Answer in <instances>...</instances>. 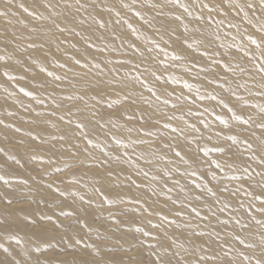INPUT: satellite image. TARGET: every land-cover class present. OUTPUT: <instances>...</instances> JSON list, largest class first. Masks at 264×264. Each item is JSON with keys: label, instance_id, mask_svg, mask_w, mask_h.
I'll return each instance as SVG.
<instances>
[{"label": "bare ground", "instance_id": "1", "mask_svg": "<svg viewBox=\"0 0 264 264\" xmlns=\"http://www.w3.org/2000/svg\"><path fill=\"white\" fill-rule=\"evenodd\" d=\"M162 1L142 0L137 3L133 0H81L89 5L87 10L77 12L74 6L71 13L66 12L63 6L45 8L49 3L54 6L61 5V0H12L10 4L7 0L0 1V10L9 12L8 16H3L4 19L0 16V41H4L0 43V54L4 53L13 59L11 64L19 68L17 73H25L23 78L27 84L20 83L19 89L31 93V96L27 94L28 99L19 96L18 100L15 97L16 101L15 98L10 100L15 94L11 90L12 84H8L10 80H7L5 73H0V92L5 93L6 100L12 101L6 103L0 99V138L8 145L5 146L7 160L6 157H0V175L4 177L2 181L15 177V173L8 168L15 161L21 163L25 159L41 158V169L45 173L64 167V164L68 165L65 167L68 172L61 177L56 174L53 178L52 173V179H46L49 183L44 185L43 181L40 182L35 177L36 173L32 172L36 174L32 177H35L33 181L38 182L36 185L42 189L45 195L43 197H49L50 201L61 200L62 204L60 201L59 203L63 211L72 212L74 220L76 219V224L71 223L72 226L75 224L73 229L70 228L72 232L69 229L66 232L65 228L68 226L65 227L62 222L65 219L59 220L53 213L54 210H51L53 208H49L51 204L48 205L44 198L30 199V203L23 202L25 205L19 204L18 198L14 199L18 200L19 205H9L8 202L0 204V247L4 251H0V264H146L147 262L139 259L148 254H151L150 264L156 261V254L165 258L171 257L174 264L176 261H181V264H194L198 257L213 254L218 259L207 260L203 264H220V258L232 260L233 257L235 260H232V264H248L239 253L251 257V264H255L257 259H264V246L260 243V236L264 235V224L257 223L264 221V213L258 211L264 204L261 199H254L261 192L259 177L255 174L264 171V164L260 163L264 159V152L259 150V145L264 143V131L257 127L264 121V115L259 108L264 105V95L256 94L261 91L258 87L261 77L253 67L254 64L259 65L264 61L260 58L261 48L255 45L256 50H252V43L248 41L249 35L257 40L264 37V32L259 31L260 25L264 23V15L259 7L252 11L245 7L244 11H239L235 7L237 0H232L231 4L229 0H180V3L189 6L191 15L176 4L163 6ZM166 1L163 3L171 4ZM68 2L73 3V0ZM209 3L216 6V11L211 13L214 17L211 24L207 22L208 9L203 7ZM238 3L245 4V0H238ZM255 3L258 5L259 0H255ZM20 4L28 9L35 7V16L39 20L30 15L33 8L25 12L19 7ZM124 4L130 7L124 8ZM109 8L113 10L109 12ZM54 11L61 15H51ZM245 11L248 12L247 19L244 17ZM137 12L141 15H137ZM158 13H165L171 21L165 15H162L165 16L162 19L159 15L157 17ZM200 15L205 19L198 21L197 17ZM178 16L182 19H176ZM80 19H84L85 23L79 24ZM35 20L40 23H35ZM41 20L45 23H41ZM53 20L60 27L67 26L69 30L61 33ZM70 20L74 23H69ZM216 20H222L223 23L217 25ZM101 22L104 23V28L99 27ZM129 24L137 31L133 32L128 27ZM222 25L225 27L222 28ZM73 27L75 32L72 31ZM76 32L81 35H76ZM113 34L120 39H114ZM89 36L95 41L96 48H87L84 38ZM100 36L104 39H97ZM33 44L36 46L32 47ZM130 44H135L139 51L129 47ZM106 45L110 46L108 51L97 50ZM229 50L233 51L232 55ZM72 57L80 59L81 63L76 64ZM108 59H129L131 63L123 66L107 64ZM85 63L88 64L87 67L83 66ZM94 63H99L101 67H93ZM59 64L65 67L64 71L59 70ZM33 68L37 74L30 77L27 74ZM112 68L117 71H109ZM70 69H75L72 76L76 77L75 84L79 83L82 89L77 88V93H69L71 96L68 97H72L69 100L66 88L64 90V86L55 84L50 76L61 78L66 75L70 80L71 72L67 74ZM153 72L155 76L152 75ZM113 76L117 77V81L108 84ZM156 77L160 79L157 80ZM100 81L104 83L100 84ZM141 81L146 83L142 84ZM33 82H44L43 86L52 83L53 90L61 92L60 94L65 93L62 94L64 99L69 100L65 107L76 104V115L73 116L65 107L62 111L58 109L59 112L55 110L54 117L48 118V109L47 115L44 111L40 112L32 103L31 97L37 93L38 96L46 98L48 94H42L40 86L35 89L30 84ZM245 83L247 88L238 87V84ZM49 85L47 86L50 87ZM186 85H191V88ZM149 88L153 92H149ZM190 93L193 95H189ZM80 96H84L83 101L78 99ZM213 96L216 99H212ZM221 100L237 115L245 118L252 116V123L246 125L236 121L232 112L220 104ZM106 102L114 105V109L108 113L100 109ZM173 105L176 107L173 108ZM24 106H29L34 112L26 115L22 109ZM6 114L12 115L13 118L10 119L14 123L7 122ZM132 114L134 119L128 121L127 116ZM169 116L173 117L171 121L167 119ZM217 117L226 120L227 125L221 123ZM8 123L12 124L10 129L4 127ZM165 123H170L171 127L165 129ZM80 124H83L82 128L78 127ZM191 125H195V128ZM129 128L132 129L131 132L128 131ZM141 128L151 131L153 135H145L140 131ZM172 128L182 129V134L173 132ZM22 133L25 137L20 136ZM60 136H64V139H60ZM228 136H236L239 142H233ZM245 139L252 144V149L244 143ZM139 140L147 141L148 144L139 143ZM165 144L170 146L165 147ZM226 144H229L227 146L230 150L223 153V157L217 156L216 159L212 156L214 161L221 164H232L231 168L225 166L221 171L215 167L214 161L208 162L207 159L210 158L208 155L212 150ZM176 151L181 152L182 158L175 155ZM233 153L237 154V158H234ZM253 155L256 159H250ZM64 158L69 162L60 164ZM208 168L215 169L207 172ZM245 168L255 179L247 178ZM19 170L16 172L18 177L21 174L18 173ZM23 174L26 173L22 172V176ZM219 176L232 180L220 182ZM210 179L217 182L212 181L213 186L208 187ZM2 183L0 182V199L6 202L14 196V190L8 189V184H5L8 189L5 190ZM225 186L228 192L221 191ZM237 188L241 191L231 195ZM208 189L215 191L216 196H212ZM246 192L253 194L246 195ZM201 194L203 198L196 200L195 197ZM40 201L45 203L44 207L40 206L44 208L41 211L38 208ZM186 204L197 207L201 216H208V220L196 217L190 208L184 207ZM87 207L92 211L88 212ZM114 207H120L117 209H122L129 218L125 216L124 220L116 219L113 223H108L106 218L110 219V216L105 218V214L108 216L107 212L113 211L111 208ZM221 208L224 210L220 211ZM180 211L183 215L178 216L177 212ZM212 212L216 213L215 217L211 215ZM111 214L114 216V212ZM122 214L120 215L124 217L123 212ZM50 216L58 219L30 225L33 219L41 222L43 217ZM164 216H167V220L162 219ZM94 217L100 220L98 225L97 221L94 225ZM236 218L240 219L241 224L249 223L246 232L235 223ZM222 220H227L228 223L221 224L219 221ZM185 223L191 227H184ZM154 225L160 227L154 228ZM213 229L219 232V239L216 236H195V232ZM125 230L136 231V240L141 235L148 244H140L145 246L143 248H138L135 244L133 246L139 250L133 248L135 251H131L135 240ZM92 235L96 237V241L90 240ZM236 235L245 243L235 240ZM154 237H159V240ZM106 239L112 242H106ZM173 240H176V244L172 243ZM89 243H92V247ZM249 243L256 246L246 247ZM73 244L76 245L72 246ZM152 244L157 245L154 250L149 246ZM220 244H225L224 251L229 247L233 251L226 257L223 256ZM47 245L52 246L49 249H56L55 252L51 250L49 253L52 254L41 256L36 251L37 248ZM93 246L103 249V254L94 257L95 254L91 252ZM110 247H119L122 252L116 248L119 252L110 255L114 252H106L110 251Z\"/></svg>", "mask_w": 264, "mask_h": 264}, {"label": "rangeland", "instance_id": "2", "mask_svg": "<svg viewBox=\"0 0 264 264\" xmlns=\"http://www.w3.org/2000/svg\"><path fill=\"white\" fill-rule=\"evenodd\" d=\"M0 1H2V0H0ZM134 1V0H133ZM135 1H137V3H140V1L142 2V0H135ZM162 1V0H161ZM163 2H165V0L164 1H162V4H163V6L164 5H169V6H172V4L173 3H171V4H167V3H163ZM166 2H168V0L166 1ZM170 3V2H169ZM174 5V4H173ZM30 8H33V9H31L30 11L31 12H35V7H29V9ZM174 8H176V7H174ZM178 9V8H177ZM33 10V11H32ZM89 12H90V10H89ZM160 16V18L162 19V17H165L166 15H165V13L163 14V13H158L157 14V17H159ZM162 15H165V16H162ZM3 19H4V17H6V16H1ZM35 19L36 18H38L37 16H33ZM129 19L131 18V17H128ZM166 18L168 19V20H170L169 19V16H166ZM37 20H39V18L37 19ZM37 20H35V23L37 22V23H40V21H37ZM171 21V20H170ZM45 23L43 20H41V23ZM223 27H225V26H223L222 25V28ZM221 28V29H222ZM182 40V39H181ZM181 40H179V42L181 41ZM186 40V39H185ZM249 41V40H248ZM1 42H3L4 43V41L3 40H1L0 41V43ZM250 42V41H249ZM255 45L254 44H252L251 45V47H252V50H256V46L254 47ZM28 48V47H27ZM30 48V47H29ZM253 48H255V49H253ZM233 50V49H232ZM228 51L229 52V54L230 55H232L233 54V51ZM234 59V58H233ZM0 70L2 69L1 67H3V70H1L0 71V73L1 72H3V73H6L7 71V75H6V77H7V80H10V81H8L7 83L9 84V85H11L12 86V88L13 87H15V89H12L11 88V90H12V92H14L15 94L14 95H12L13 96V98L12 99H10V100H12L13 101V99L16 97H18L17 98V100L19 99V96H21L22 98H24V99H28L29 97L27 96V94H26V92H24V91H21V89H19L20 87H19V85H20V83H24V84H27L26 83V80L24 79L25 78V73H24V75H22L21 73H17V71H18V67H16V65H12L11 63H12V61H13V59H11V58H9V57H7V56H5L4 55V53L3 54H0ZM4 62V63H3ZM10 63V64H8V63ZM4 64V65H3ZM3 65V66H2ZM7 66H10V68L9 67H7ZM61 66V64H59L58 65V68H61V69H59V70H65V67L63 66V67H60ZM8 68V70L6 71V69ZM57 68V67H56ZM33 71H30V72H28L29 74L30 73H33V74H27L28 76H30V77H35L36 76V72L34 71V68L32 69ZM63 70V71H64ZM74 70L75 69H70L69 71H68V73L67 74H69L70 72V77L72 78V79H68V77L66 76V75H63L62 77H61V79H57V76H50V79H52V80H54V83L55 84H57V85H60V86H64V90H65V88H66V92H67V97L68 96H71V94H69V93H77V91L78 90H76L77 88L78 89H82V88H80V84L79 83H77V84H75L76 82H77V79H76V77L75 76H72L73 74L72 73H74L75 74V72H74ZM6 71V72H5ZM15 73V74H14ZM16 73H17V75H16ZM36 73V74H35ZM12 76H14V77H17V79H10L9 77H12ZM66 76V77H65ZM20 77H22V78H20ZM24 77V78H23ZM53 77H55V78H53ZM64 77V78H63ZM74 79H76L75 81H74ZM24 80V81H23ZM58 80V81H57ZM68 80V81H67ZM64 81V82H63ZM29 82H30V80H29ZM61 83V84H59V83ZM66 82H68L67 83V85L65 84ZM37 82H33V83H30L31 85H33V87L35 88V89H39V86H40V91L42 92V94L45 92V93H47L48 94V96L46 97V98H42V97H40V96H38L37 95V93L35 94V95H32V97H31V101H32V103L33 104H35L34 106H35V108H37L40 112H42L43 113V111L45 112V114L47 115V113L48 112H46L47 111V109L49 110V112H50V114L48 113V118L49 117H54L55 115L53 114V113H56V112H59L60 110H58V109H61V111L62 110H64L65 108L67 109V111L69 112V113H71L73 116L74 115H76V108H77V106H76V104H73L72 106L70 105V106H67V107H71V109L70 108H67V107H65V105H66V101H69V100H67V99H64L65 97L62 95V94H65V93H62V94H60L59 93V91H56V90H53V88H52V83H47L46 84V86H43V85H45L44 84V82H42V83H39V84H36ZM65 85H64V84ZM70 83L71 84H74V85H72V86H75V88L74 87H72L71 85H70ZM49 84H51V85H49ZM14 85V86H13ZM47 85H49L50 87H48ZM37 86V87H36ZM71 87V88H68V87ZM0 88H2L1 87V85H0ZM68 88V89H67ZM13 90H15V91H13ZM50 90H51V92H50ZM18 94H17V93ZM24 93H25V95H24ZM189 93V92H188ZM5 94V93H4ZM4 94L3 93H1L0 92V97H2V98H0L1 100H3V101H5L6 103H9V102H12V101H8V99L6 100L5 99V96H4ZM17 94V95H16ZM40 94V93H39ZM51 95V96H50ZM189 95H193V94H189ZM24 96V97H23ZM28 98H27V97ZM31 96V95H30ZM54 96V97H53ZM26 97V98H25ZM16 98L14 99L15 101H16ZM34 98V99H33ZM54 98V99H53ZM91 99H93L92 97H90ZM34 101H33V100ZM44 99H46L45 101H44ZM58 99V100H57ZM73 100H74V98H73ZM94 100V99H93ZM36 101V102H35ZM50 101V102H49ZM65 102V103H64ZM72 102V101H71ZM44 103V104H43ZM61 103V104H60ZM63 103V104H62ZM73 103H75V100H74V102ZM110 103V104H109ZM109 103H105L104 104V106L102 107V108H100L101 109V111H103V112H106V113H108V112H110V111H112L113 109H114V105H112V103L111 102H109ZM39 104V105H38ZM57 105V106H56ZM40 106H42V107H40ZM65 107V108H64ZM75 107V108H74ZM91 107V109H92V106H90ZM90 107H89V109H90ZM42 108L44 109V110H42ZM22 109H24L23 111V113H25L26 115H28V114H30L31 113V111H33L34 112V110H30V107L29 106H24V108L22 107ZM26 109V110H25ZM72 109H75V111H72L71 112V110ZM53 112H52V111ZM55 110H57L56 112H55ZM32 112V113H33ZM52 112V113H51ZM58 114V113H57ZM7 115V114H6ZM7 122H9V121H11V119L10 118H13L12 117V115L10 116H8L7 115ZM11 122H13L14 123V121L12 120ZM10 124V125H9ZM24 124V123H23ZM10 126H12V124L11 123H8L7 125L6 124H4V127H6V128H9L10 129ZM18 133H20V132H18ZM23 134V133H22ZM25 134H23V135H20L21 137H25L24 136ZM5 140L3 139V138H0V157H2V158H5L6 157V151H5V146H8L5 142H4ZM146 144H148V143H146ZM227 145H229V144H226L225 146H227ZM37 153V152H36ZM37 154H39V153H37ZM40 154H42L43 155V153H40ZM214 154H216L215 156H214ZM218 154H220V155H218ZM224 154H225V152H224ZM210 155V156H209ZM208 155V157H210V158H212V156L213 157H217V156H219V157H223L224 155H223V153H221L220 151H217V150H212V152H210V154ZM40 156V155H39ZM38 156V157H39ZM195 158H196V156H194ZM207 157V158H208ZM210 158H208L207 159V161L209 162H212V161H214V158H212L211 160H209ZM234 158H237V156H235ZM34 160H32V159H25V160H22L21 161V163L20 162H13L12 163V165L10 166V167H8L9 168V170H11V172H14L15 174H14V176L15 177H11V178H8V179H6L7 180V182L8 183H5V181H2V180H0V182H3L2 183V186H4V189L5 190H8V189H10V190H14L13 192H14V196L10 199H8V200H12V202L11 203H9V205H12V203L14 204V205H16V204H18L19 202H18V200L20 201V203L19 204H22V205H25V204H23V202L24 203H30V201L31 200H33L34 198H36V199H40L41 200V198H42V200H46V202L48 203V205L49 204H51V205H49V208H53V209H51L52 211H53V213L55 214V216L56 217H59V220L61 219V221L62 220H66V217H67V220L64 222V221H62L63 222V224H65V227L66 226H68L67 228H65V231L66 232H68V229H69V231H71L72 232V229H73V227L75 226V222H76V219L74 220V216H72V212H69V211H63V209L61 208L62 207V202H61V200H53V201H50V200H48V198L49 197H43V196H45V195H43V193H42V189L40 188L39 189V185L37 186L36 185V183L38 184V182H36V181H33L34 179H35V177L38 179H40V182H42V184L44 185V183H49V182H47V180L46 179H48V180H51L56 174V176L57 177H61L62 175H64V173L65 172H68V171H65V167H67L68 165H66V164H64L63 166L64 167H59V168H57V169H60L59 171H61L60 173H57L58 171H57V169L55 170L54 169V171L52 170V171H50V172H47V173H45L43 170L44 169H41V168H43L42 166V164H43V162L40 160L41 158H33ZM217 159V158H216ZM6 160H7V157H6ZM65 158L64 159H62L61 161L62 162H60V164H62L63 162H66V163H68L69 162V160H65ZM196 161H197V159H196ZM28 162V163H27ZM42 162V163H41ZM197 162H199V160L197 161ZM20 163V164H19ZM35 163V164H34ZM13 164H14V166H13ZM16 164V165H15ZM18 164V165H17ZM38 164V165H37ZM59 164V165H60ZM197 164H199V163H197ZM29 166V169H27L28 168V166ZM32 165V166H31ZM35 165V166H34ZM58 165V166H59ZM15 166H17L18 167V169H17V167L15 168ZM206 166H209V164H207L206 163ZM13 167H14V169H13ZM20 167V168H19ZM25 167H27V168H25ZM69 167H70V165H69ZM62 168V169H61ZM19 169H22V170H19ZM27 169V170H26ZM69 169V168H68ZM209 169H211V170H209ZM215 168H208L206 171L208 172V171H210V172H213L212 170H214ZM16 170V171H15ZM17 170H19L20 172H18V173H21L20 174V178L18 177V175L16 176V172H17ZM29 170V171H28ZM30 170H32V171H30ZM41 170V171H40ZM23 173H26L25 175L23 174V176H22V172ZM25 171V172H24ZM70 171V170H69ZM28 172V173H27ZM32 172H34V173H36V174H32ZM54 172H56L55 174H54ZM43 173L45 174V175H43ZM52 173H53V176H52ZM61 173H63V174H61ZM28 174H29V176H28ZM33 175H36L35 177H32ZM1 176V175H0ZM22 176V177H21ZM50 176H52V178L50 177ZM18 177V178H17ZM24 177V178H23ZM49 177V178H48ZM220 177V182H226V181H231L232 179L231 178H229V179H231V180H228V178L227 179H224V178H226L225 176H219ZM28 178V179H27ZM170 178V180L172 179V177H169ZM41 179H44V180H46V181H44V180H41ZM214 179V178H213ZM222 179L223 180H225V181H222ZM4 180V179H3ZM30 181H32V182H30ZM210 181V182H209ZM208 181V187H209V185H212L213 186V184L214 183H216L217 182V180H212V179H210ZM214 183H213V182ZM18 182V183H17ZM34 182V183H33ZM12 185H11V184ZM213 183V184H212ZM5 184H8V185H6V187L8 188H6L5 187ZM17 184V185H16ZM11 185V186H10ZM22 185H23V187H22ZM32 185H33V187H32ZM37 186V187H35V186ZM9 186V187H8ZM60 186H62V185H60ZM27 187V188H26ZM30 188V189H29ZM17 190V191H16ZM24 191V192H22V191ZM33 192H32V191ZM22 192V193H21ZM41 192V193H40ZM16 193V194H15ZM21 193V194H20ZM34 194V195H33ZM41 194V195H40ZM29 195V196H28ZM31 195H32V197H31ZM41 197H40V196ZM18 196V197H17ZM22 198H21V197ZM27 196V197H26ZM38 196V197H37ZM29 197V198H28ZM40 197V198H39ZM50 197H52V196H50ZM14 198H18V200H16L15 201V199ZM21 198V199H20ZM44 198V199H43ZM14 199V200H13ZM31 199V200H30ZM1 201H0V204H4V203H7L8 202V200H6V202H4V200L3 199H0ZM26 201V202H25ZM59 201H60V203H59ZM15 202H17V203H15ZM41 202V204L38 206V208L40 209V211L42 210V209H44V208H42V207H44L45 206V203H44V201H40ZM52 202V203H51ZM42 203H44V204H42ZM58 205H57V204ZM260 203V202H259ZM18 204V205H19ZM22 205H20V206H22ZM60 205V206H59ZM1 207H2V205H0ZM20 206H13V207H17V208H20ZM40 206H42V207H40ZM56 206V207H55ZM59 208V209H58ZM117 208H120V207H117ZM116 207H114V208H111L113 211H111L110 210V212L108 211L107 212V215L108 216H106V214H105V218L106 217H109L110 219H108V218H106V220H107V222L109 223V222H111V223H113L116 219H122V220H124V218H125V216H127V218H129V215H127L124 211H122V209H117ZM233 208H236V209H238L236 206H233ZM87 210H88V212H91L92 211V209L91 208H86ZM116 209V210H115ZM58 210V211H57ZM118 211H120V212H118ZM124 213V217L122 216L123 214H122V212ZM57 212V213H56ZM111 212L113 213L114 212V216H113V214H111ZM118 212V213H117ZM238 212H240V211H238ZM64 213V214H63ZM66 213H67V215H66ZM70 213V214H69ZM233 213H235V209H233ZM39 214V213H38ZM60 214V215H59ZM111 214V215H110ZM116 214H117V216H116ZM120 214H122V215H120ZM70 215H71V217H70ZM49 216V215H48ZM55 216H50V217H43L41 220V222L38 220H36V219H33L32 220V223L30 224V225H32V226H35V225H37V224H44V223H42V222H45V221H47V223H49V222H53V220H55V219H58V218H56ZM53 217V218H52ZM70 217V218H69ZM74 217V218H73ZM111 217H113V218H111ZM117 217V218H116ZM96 218H98V217H94L93 219H95L94 221H95V224L94 225H96V221H97V225L99 224V222H100V220H98V219H96ZM126 218V220H128ZM71 219H73L72 221H70V223H69V220H71ZM114 219V220H113ZM35 220L37 221V222H35ZM45 220V221H44ZM112 220V221H111ZM34 223V224H33ZM46 223V222H45ZM69 223V224H68ZM71 223H75L73 226H72V224ZM243 224H245V222L243 223ZM245 225H247V227L249 228V223H246ZM244 228L245 229V232L248 230V228ZM70 228H72V229H70ZM71 232H69V233H71ZM125 232L126 233H128V234H130L131 236H133L134 237V242H133V244H132V246H131V251L133 250V248L135 249V247L136 246H138V248H139V246H140V248H143V247H145L148 243H145V242H147L146 240H144V238L141 236V235H139V240H136L137 238V236L136 235H138V234H136L135 232H134V230H131V232H133V234L130 232V230H125ZM85 235V234H84ZM141 237V238H140ZM89 238H92V239H90V240H93V241H96L95 239H96V237L94 236V235H92L91 237H89ZM106 240H108V241H106V242H112L111 240H109V239H106ZM139 241V242H138ZM143 241V242H142ZM136 242H138V243H136ZM141 242V243H140ZM142 243H144V244H142ZM81 244V243H80ZM90 245L92 244V243H89ZM136 244V246L134 247L133 245H135ZM137 244H139V245H137ZM140 244H142V245H145V246H142V245H140ZM74 245H76V244H73L72 246H74ZM93 245H95V242H94V244ZM152 245H154V244H152ZM48 246V245H47ZM41 246L40 248H41V250H40V248H37V250L36 251H39L41 254V256L42 255H48V254H52V253H49L52 249H49V248H51L52 246ZM98 246V245H97ZM97 246H93V248H92V250H91V252H92V254H95V255H93L94 257L96 256V257H98L99 255L101 256L102 254H103V252H102V250L103 249H99V247H97ZM142 246V247H141ZM150 246V245H149ZM91 247H92V245H91ZM90 248V247H89ZM116 248H118V249H120L119 247H110V251H106L107 253H109V252H111V251H114L112 254H110V255H114V253L116 252V253H118L119 252V250L118 249H116ZM137 248V247H136ZM152 248V247H151ZM3 248L2 247H0V251H2L3 253H4V251L2 250ZM115 249V250H114ZM155 248H153V250H154ZM46 250V251H45ZM47 250H49L48 252H47ZM54 250H56V249H53L52 251H54ZM94 250V251H93ZM135 250H139V249H135ZM135 250H133V251H135ZM60 251V250H59ZM96 251H97V253H96ZM156 251V250H155ZM44 254H43V253ZM45 252H46V254H45ZM55 252V251H54ZM98 252H100L99 254H98ZM120 252H122V250L120 249ZM48 253V254H47ZM77 253H79V252H77ZM80 254H82V256L84 255L83 253H80ZM80 256V255H79ZM149 256H151V254L149 255H146L145 256V258L143 257H141L139 260H142L144 263H146V264H150V261H151V257H150V259H149ZM147 257V258H146ZM85 258V257H84ZM3 259V258H2ZM90 259H92V258H90ZM103 259V258H102ZM102 259H99V260H102ZM145 259V260H144ZM148 259V260H147ZM150 260V261H149ZM46 261V260H45ZM2 264H4V263H2ZM6 264V263H5Z\"/></svg>", "mask_w": 264, "mask_h": 264}, {"label": "snow or ice", "instance_id": "3", "mask_svg": "<svg viewBox=\"0 0 264 264\" xmlns=\"http://www.w3.org/2000/svg\"><path fill=\"white\" fill-rule=\"evenodd\" d=\"M7 2L10 4L12 2V0H7ZM134 2H135V0H134ZM168 2L178 5L179 7L183 8L184 11L186 13H188V15H191V12L189 11V6L187 4L180 3V0H168ZM229 2L231 4L232 0H229ZM59 6H63L64 9H65V11L68 12V13H71L72 8L74 6H76V11L77 12H80L81 10H85L86 11L87 8L89 7L88 4L82 3L81 0H73V3H69L68 0H61V5H55L54 6V5H52V4L49 3V4H46L45 5V8L46 9L47 8H55V7H59ZM19 7L22 8L25 12H29V9L24 4H20ZM123 7L124 8H128V7H130V5L124 4ZM153 7H155V5ZM203 7L208 9L209 15L207 17V22L209 24H211L213 22V20H214V17L211 15V13L216 11V6L215 5H212L211 3H209V4H204ZM235 7L239 11H244V8L245 7H247V9L250 10V11H252V10L256 9L257 7H259V9L261 10V14L264 15V0H259L258 5L255 3V0H245V4H239L238 3V0H237V3L235 4ZM112 10H113L112 8H109L108 9L109 12H111ZM116 14H117V16H119V12H117ZM136 14L137 15H141L139 12H137ZM8 15H9L8 10H0V16H8ZM30 15H36V13L35 12H32V13H30ZM51 15H53V16H59V15H61V13L54 11L53 13H51ZM89 15H91V14H89ZM244 17L246 19L248 18V12H246V11L244 12ZM67 18L68 17H65V19H67ZM176 19L179 20V19H182V17H179L178 16V17H176ZM204 19H205V17L203 15H200V16L197 17V20L198 21L199 20H204ZM53 23L55 24V26L59 29V31L61 33H64V32H66V31L69 30L67 26L60 27L59 24H56L55 23V20H53ZM69 23H74V21H71L70 20ZM84 23H85L84 19H80L79 20V24L82 25ZM146 23H147V21H146ZM215 23L217 25H219V24H222L223 21L222 20H216ZM249 23H251V20H249ZM231 26L232 27H236V25H231ZM99 27L100 28H104V23L101 22L99 24ZM128 27L129 28H132V25L129 24ZM185 30H187V27L186 26H185ZM72 31L75 32V27H73ZM132 31L135 32L137 30L135 28H132ZM259 31L260 32H264V23H262L260 25ZM75 34L78 35V36L81 35L80 32H76ZM113 35H114V39H120L119 36H116L115 34H113ZM84 39H85V43L87 44V48L88 49L96 48L97 47L95 41H93L90 36L89 37H85ZM97 39H101L102 40V39H104V37L103 36H100V37H97ZM248 40L252 44L256 45L257 48H261V57L260 58H261L262 61H264V47H262V44H264V37H262L260 40H257L254 36L249 35L248 36ZM31 46L32 47H35L36 45L33 44ZM122 46L123 45H121V47ZM109 47H110L109 45H106L105 47L98 48L97 50L100 51V52H105V51H108L109 50ZM129 47L134 48L136 51H139V48H137V46L135 44H130ZM73 48H75V45H73ZM112 50H115V49L113 48ZM178 58H181L182 59V57H178ZM72 59H75V57H72ZM75 63L76 64H80L81 63V60L80 59H75ZM106 63L107 64H117V65L123 66V65H126V64L131 63V60H129V59H116V60L108 59L106 61ZM83 66L84 67H87L88 64L85 63ZM61 67H63V65H61ZM93 67L99 69L101 67V65L99 63H94L93 64ZM226 67H227V65H226ZM253 67L256 68L257 73L261 77V82H259V84H258V87L261 89V91H259L256 94H258V95H264V62H262L259 65L254 64ZM203 70L206 71V69H203ZM109 71L116 72L117 69L116 68H112ZM241 71H244V69H241ZM5 75H7V72L5 73ZM49 75H53V73H49ZM152 75L155 76V73L153 72ZM9 78L10 79H17V77H14V76L9 77ZM20 78H22V77H20ZM156 78H157V80L160 79V77H156ZM57 79H61V78L60 77H57ZM137 79H139V76L137 77ZM116 81H117V77L116 76H113V78L111 80H109L107 83L108 84H112L113 82H116ZM99 83L100 84H103L104 82L103 81H100ZM141 83L144 84L146 82L145 81H141ZM186 86L189 87V88H191V85H186ZM238 87H240V88H247V84L246 83L245 84H238ZM21 91H24V89H21ZM149 92H153V89L152 88H149ZM26 94L31 95V93H26ZM97 94L99 95V93H97ZM233 94L235 95V93H233ZM71 98L72 97H68V99H71ZM211 98L212 99H216L215 96H213ZM78 99L81 100V101H83L84 100V96H80V97H78ZM125 99H127V96L125 97ZM157 99H159V96H157ZM202 99H203V97H202ZM238 99H242V97H238ZM164 103L167 104V101H164ZM220 104L223 107L228 108L229 112H232L233 117H234V119L236 121H239V122H241L243 124H246V125L252 123V120H253L252 116H248L247 118H245L243 115H237L232 108H229L228 104L224 103L223 100L220 101ZM175 107H176V105H173V108H175ZM259 108H260L261 114L264 115V105H260ZM206 111H207V109H206ZM94 115H95V113H94ZM133 119H134V114L127 116V120L128 121H131ZM167 119L169 121H171L173 119V117L169 116ZM217 119L220 120L221 123H224L225 125H227V121L224 120L222 117H217ZM69 123H71V121H69ZM78 127H81L82 128L83 127V124L78 125ZM170 127H171V124L170 123H165L164 124V128L165 129L170 128ZM191 127L195 128V125H191ZM257 127L260 128L262 131H264V121H262L261 123H259L257 125ZM128 131L131 132L132 129L129 128ZM140 131L144 132V134L147 135V136L153 135V133L151 131H145L143 128H141ZM172 131L173 132H180L182 134V129H179V128H172ZM59 138L60 139H64V136H60ZM227 138L230 139V140H232L235 143H238L239 142L237 140V137L236 136H228ZM138 142L139 143H147V141H143V140H139ZM89 143H90V141H89ZM117 143H120V141L117 140ZM244 143L247 145V147L249 149H252V144L249 143L247 139H245ZM164 146L165 147H169L170 145L165 144ZM216 150L217 151H220L221 153H224V152H228L230 149H229L228 146H224V147H219ZM259 150L261 152H264V143H261L259 145ZM175 155L177 157H181V152L180 151H176L175 152ZM236 155H237L236 153H233V156L234 157ZM250 159H256V156L253 155L252 157H250ZM213 163H215V167L218 168V169H220L221 171H223V169H224L225 166H227L229 168L232 167V164L225 165V164H221L219 161H214ZM260 163L261 164H264V159H261L260 160ZM57 170L59 171L60 169H57ZM244 172L247 175V178L249 180L255 179V177H253L251 174L248 173V169L247 168L244 169ZM144 174L147 175V173H144ZM193 174H195V173H193ZM255 176L256 177H259L258 184H259V187L261 188V192H260V194L255 195L254 196V199H261V203L264 204V199H262V197H264V171L257 172L255 174ZM213 178H215V173H213ZM3 179H4V177L0 176V180H3ZM233 179H238V177H233ZM5 183H7V180H5ZM176 183H179V181H177ZM197 187H199V185H197ZM97 191H99V189H97ZM169 191H171V189H169ZM182 191H183V189H182ZM221 191L228 192L229 190L225 186L224 188L221 189ZM240 191H241V189L240 188H237V189H235L234 191L231 192V195H236ZM208 192L211 193L212 196H216V194H217L212 189H208ZM245 194L246 195H252L253 193L252 192H246ZM101 195H103V193H101ZM202 198H203L202 194L201 195H197L195 197L196 200H201ZM11 202H12L11 200L8 201V203H11ZM110 203H111V201H110ZM217 203H219V200H217ZM240 203H241V205L243 204L242 201ZM184 207L185 208H190L191 209V212L194 213L196 217H200V219H202V220H208V216H201V213L198 211L197 207H194L191 204H186ZM249 207L251 208L252 206L250 205ZM223 210H224L223 208L220 209V211H223ZM210 211H211V209H210ZM258 211L264 213V207H261L260 209H258ZM66 215H67V213H66ZM177 215L178 216L179 215H183V212L182 211L177 212ZM211 215L213 217H215L216 216V213L215 212H212ZM162 219L167 220V216L162 217ZM219 222L221 224H225V225L228 223L227 220H222V221H219ZM170 223L174 224L175 221H170ZM235 223L237 225H240L241 228H246L247 227V225L241 224V221H240L239 218H236L235 219ZM257 223L264 224V221H257ZM183 226L184 227H191V225L190 224H187V223H185V225H183ZM153 227L154 228H159L160 225H154ZM145 235H149V233H145ZM195 236L198 237V238L199 237H212V236H216L219 239V232H216L214 229L212 231H199V232H195ZM154 239L159 240V237H154ZM234 239L237 240V241H239V243H241V244H244L245 243V241L243 239H241V237L239 235H236L234 237ZM172 243L173 244H176V240H173ZM260 243H261L262 246H264V235H261L260 236ZM255 246H256L255 244H251V243H249V244L246 245V247H248V248H254ZM150 247L155 248V247H157V245H150ZM181 247H182V245H181ZM220 248L223 251V256H225V257L228 255L229 252L233 251V249L230 248V247L227 249V251H224L225 244H220ZM5 251H7V249H5ZM239 255L243 257V260L244 261L248 262V264H251V257H249L247 255H244V253H239ZM181 259H183V258H181ZM217 259H218V257H217L216 254H213L211 256H200V257L197 258V260L194 262V264H203V262H205L207 260H217ZM232 260H235V257H233ZM232 260H224L223 258H220V264H232ZM152 264H174V262L171 259V257L165 258L164 256H161L159 254H156V261H153ZM175 264H181V261H176ZM190 264H191V262H190ZM255 264H264V259H257L255 261Z\"/></svg>", "mask_w": 264, "mask_h": 264}]
</instances>
